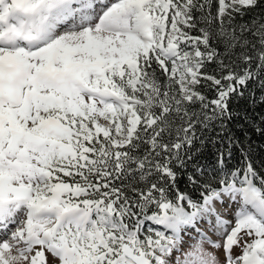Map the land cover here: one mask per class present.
<instances>
[{
    "label": "snow or ice",
    "instance_id": "6c2138e0",
    "mask_svg": "<svg viewBox=\"0 0 264 264\" xmlns=\"http://www.w3.org/2000/svg\"><path fill=\"white\" fill-rule=\"evenodd\" d=\"M0 264H264V0H0Z\"/></svg>",
    "mask_w": 264,
    "mask_h": 264
},
{
    "label": "trees",
    "instance_id": "16d2710c",
    "mask_svg": "<svg viewBox=\"0 0 264 264\" xmlns=\"http://www.w3.org/2000/svg\"><path fill=\"white\" fill-rule=\"evenodd\" d=\"M261 155H262V153H260V152L256 153L255 163L257 164V166H259ZM181 187H184L183 183L181 184Z\"/></svg>",
    "mask_w": 264,
    "mask_h": 264
}]
</instances>
